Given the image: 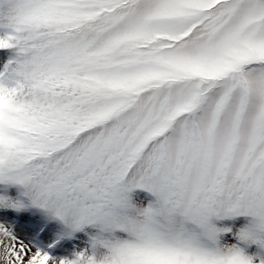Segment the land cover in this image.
Wrapping results in <instances>:
<instances>
[{"label":"snow or ice","instance_id":"6c2138e0","mask_svg":"<svg viewBox=\"0 0 264 264\" xmlns=\"http://www.w3.org/2000/svg\"><path fill=\"white\" fill-rule=\"evenodd\" d=\"M0 264H264V0H0Z\"/></svg>","mask_w":264,"mask_h":264}]
</instances>
